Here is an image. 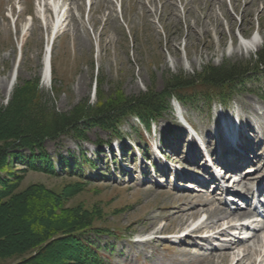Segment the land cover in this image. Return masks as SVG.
<instances>
[{"label": "rangeland", "instance_id": "obj_1", "mask_svg": "<svg viewBox=\"0 0 264 264\" xmlns=\"http://www.w3.org/2000/svg\"><path fill=\"white\" fill-rule=\"evenodd\" d=\"M111 1L113 9L108 7L105 0L59 1L61 23L57 36L50 42L56 16L48 13L46 25L42 17L29 15L39 8L40 0H0V110L11 103L15 93L25 95L28 91L29 105L46 121L52 116L68 115L82 109L90 112L104 110L115 100L139 98L152 91L162 93L171 80L181 75L194 76L210 65L243 63L249 65L250 72L238 85L214 89L207 98L200 94L192 104L180 103L174 98L175 95L170 97L169 107L161 116L153 119L150 128H146L136 115L129 114L115 127L116 131L88 125L85 128L86 141L76 138L74 134L47 138L44 147L52 158L57 174L32 169L24 171L26 164L18 160L15 165L19 169L17 175H20L19 190L42 185L55 193H63L69 192L73 186L77 187L76 193L66 195L63 208L81 206L96 213L93 226L101 229V232L97 235L91 231L89 236L110 264H199L200 261L202 264H232L235 262L232 252L226 249L217 252H227V263H222L220 258L215 259V263L208 260L211 255L205 257L209 247L218 246L221 242L222 234L213 238L211 244L192 238H186L185 243H178L177 239L150 238L143 245L134 240L140 233H177L186 229L187 225L205 220L207 231L231 221L220 222L224 216L214 219L207 212L209 208L219 205L216 198H222L220 189L214 184L209 187L214 201L199 206L201 212L189 224L180 226L178 219L164 217L166 209L163 206L175 191H191L182 188L171 190L172 185L177 187L187 183L178 180V184H175L173 170L185 167L187 172L201 176V169L194 166L195 163H184V159L178 162L165 158L163 161L170 165V172L166 176L161 172L153 173L152 166H157V160L153 159L150 147L158 142L160 132L164 143L171 145L175 156L178 153L182 158L190 155L182 144L185 143L186 132L178 121L179 107L197 130L206 136L209 150H216L220 146L214 123L226 108L234 109L245 119L246 130L248 123H252L250 132L255 134L257 130L259 139H264V114L257 113L260 110L264 112V70H258L256 65L258 53L264 44L257 46L255 51L241 45V37L250 38L253 33L264 37V15H259L260 11H264V5L258 1L250 6L252 12L244 15V0H239L238 10L234 9L232 0H223L222 10L225 14L222 15L216 4L215 12L219 14V21L225 29L221 32L215 29L214 18L203 19L202 23L197 24L188 13L189 9L192 11L196 8V1L194 3L193 0ZM173 5L178 15L173 13ZM70 8L75 16H67ZM23 9L27 12L21 14ZM26 23L28 28L23 32L22 27ZM204 24L209 27L208 33L203 30ZM230 24H233L232 30L228 28ZM48 47L51 72L46 80L43 70ZM13 70L15 74L11 89L5 92V80L11 79ZM179 132H182L180 137ZM249 136L258 142L256 137ZM131 140L134 145L140 146L144 155L149 156L147 162H141ZM176 140H183L182 145L177 147ZM106 141L125 148L126 170L120 163L117 149L112 155L107 151L108 147L102 145ZM22 151L28 154L27 150ZM218 160L221 162V159ZM252 164L259 166L260 162L253 159L246 167ZM143 173L148 174L146 176L151 181H146ZM11 179L15 181L14 177ZM187 188L193 189L191 186ZM199 192L195 189L193 193ZM229 194L234 195L232 191ZM253 201L256 203L257 198ZM246 203L240 201L232 206H246ZM258 218L264 220L263 216ZM156 230H159L157 234L154 233ZM251 232L254 233V230L250 229L248 233ZM199 233L204 232L201 230ZM260 235L264 241V228ZM250 241L244 244H254V240ZM242 246L239 247L244 249ZM18 260L13 257L0 260V264H15Z\"/></svg>", "mask_w": 264, "mask_h": 264}, {"label": "trees", "instance_id": "obj_2", "mask_svg": "<svg viewBox=\"0 0 264 264\" xmlns=\"http://www.w3.org/2000/svg\"><path fill=\"white\" fill-rule=\"evenodd\" d=\"M256 65L264 70V48ZM249 72V65L243 63L210 65L194 76L171 80L162 93L152 91L139 98L115 100L104 110L82 109L46 121L29 105L28 91L15 93L11 103L0 110V260L17 257L15 264H110L89 236L91 231L101 232L93 226L96 213L81 206L63 208L66 195L76 193L77 187L63 193L42 185L19 190L15 163L26 164L24 171L57 174L44 147L47 138L74 134L86 141L88 125L115 130L129 114L150 125L167 110L170 97L192 104L200 94L207 98L214 89L238 85Z\"/></svg>", "mask_w": 264, "mask_h": 264}, {"label": "bare ground", "instance_id": "obj_3", "mask_svg": "<svg viewBox=\"0 0 264 264\" xmlns=\"http://www.w3.org/2000/svg\"><path fill=\"white\" fill-rule=\"evenodd\" d=\"M59 1L61 0H40L39 8L35 10L34 13H29V15L36 14V16L42 17L46 25L48 23L47 22L48 13L54 14L56 16L57 21H55L54 24L52 25V29H51V33L49 37L50 42L51 40L55 39V37L57 36L59 32L60 23H61L60 16H61L62 10L59 6V3H58ZM105 1L108 7L110 8L112 5V1L111 0H105ZM193 1L194 3L196 1V8L193 9L192 11L191 9H189L188 13L193 18H195L197 24L198 22H201V20L203 19L211 20L212 18H214L215 29L221 32H224L225 29L223 28V24L219 21V14L215 12V7H214L216 4H218L220 10L222 11L221 14L224 15L225 12L222 10L224 1L223 0H193ZM232 1L234 2V9L238 10L240 6L239 0H232ZM258 1H262L264 5V0H244L242 14L244 15L250 14L252 12L250 6L257 4ZM48 5H51L54 7L50 8ZM172 9H173V13L178 15V11L175 5H173ZM25 12L27 11L23 9L21 14ZM150 12L151 11L149 10L148 13ZM74 14L75 13L73 12V9L70 8L67 16L68 15L75 16ZM259 15L263 16L264 11L263 10L260 11ZM207 25L204 24V26H202L205 33L209 32V27ZM22 28H23L22 29L23 32H25L28 28V23H26ZM228 28L232 30L233 24H230ZM23 32H22V36L24 34ZM247 40H248L247 38H244L241 45L244 46V42ZM49 53H50V48H49V51L46 57V62H45L44 70H43V74L46 80L50 78V72H51V62H50L51 59L49 57ZM14 74H15V71L13 70L11 79L5 80V85H4L5 92L10 91L12 83H13V79H14ZM257 113L258 115L264 114V112L261 110L258 111ZM243 121H245L244 118H243ZM243 121L241 120L238 124H236L235 119H231V121L228 120L226 123L227 137H225V141L222 142L220 139V142H219L220 146H218L216 150H213V149L208 150L209 155L213 153V158H216L215 164L217 166L218 164L219 166L223 165V168L227 169L226 176H224L223 180L225 181V179H228V181L226 183V189L224 191L222 190L221 195L223 196L224 192H227L230 190H232L236 194V195H232V197L230 198L228 197L229 195H227V198L225 196L224 201L216 198V200H219L218 202L219 205L216 207H211L207 210L211 218L215 219V218L224 216V218L220 222L224 220H231L226 225H222V226L220 225L208 231L206 230L207 228V224L205 222L206 220L198 222L195 225H193V223L190 225H187L189 224L192 218H196L197 215H199V213L201 212V208L199 206L211 204L212 201H214L213 195L209 193V186H211L210 178L214 176L212 173L213 165L207 162V160L205 159V155L201 153V151L199 152L196 148H194L195 144H193L192 145L193 148H191L188 151L190 155L188 156L186 155L185 158H182L179 153L177 154V156H175L173 150H172V153L166 152V155L168 157L176 161L178 160V162H181L184 159L185 161L184 163H195L194 166L202 167V169L201 168L200 169L202 170L201 173L204 176L201 177V176L193 175L187 172L184 168H178L176 171L177 172L176 177H178V180H183V181L187 180L192 184H200L201 186L198 188L200 189V192L193 193L194 191H192L191 189L183 188L179 185H176L178 188L172 187L171 188L172 191H173V188H176L178 190H180L179 188H182V189H187L188 191L190 190L191 191L189 193L187 192L177 193V191H175V194H172L170 196V201L166 205L163 206L166 209L165 210L166 212L163 216L170 220L178 219L180 226H183V225L188 226L186 229H189L192 226V228L186 232L187 239L188 238L199 239L203 242L211 243L213 238L219 237V235L222 234L221 242L218 243V246L211 247L205 254V257H208L209 255H211L212 257H208V260L211 259L214 263H215V259H218V258L221 259L222 263L223 262L227 263L228 261L227 252L225 251H223V253L217 252L218 250L226 249L232 252V255H233L232 257H234V261H235L232 264H264V241L261 239L262 236L260 235L261 229L263 230L264 228V220H259V218L257 217L258 215L261 216L260 215L261 213H264V155H263L264 153H262L264 150V140H260L257 143L254 142L253 139L247 133V130L245 129V123ZM252 127H253V124L248 123V126L246 128L249 130H252L253 129ZM181 134L182 132H179L178 134L179 137L181 136ZM244 134L245 136H243ZM250 134H252V132H250ZM255 134L258 135L257 131ZM185 139H186V136H185ZM177 140L175 142L177 147L183 144L184 145L183 147L186 148V140H184L185 143L183 142V140L182 141H177ZM180 143L182 144L180 145ZM205 147H208L207 143H205ZM258 147L260 148L258 149ZM174 149L176 148L174 147ZM198 149L200 150L201 148L198 147ZM216 151L218 152V155L216 154ZM252 156L255 157V159H257L258 162H260V165L253 166V167L249 166L248 168H246V166L249 163H252L253 161ZM217 159H221L220 161L222 163L219 162V160L217 161ZM203 161H205V163H203ZM226 162L228 163L225 165ZM232 165H233V168L231 167ZM187 166L188 165L186 164V167ZM169 170H170L169 166L167 168H164L162 170L163 176H166ZM250 170H252V172ZM247 171H250V173H248ZM238 174L240 175L238 177H235V175H238ZM256 179L257 180L259 179L258 183H256ZM145 180L150 181V179L147 178V176ZM224 181L218 179L216 181H213L214 183L212 184H216L217 187H219L221 191V187ZM256 194L259 195V199L257 201V204L254 210H251L250 200H251V197L255 198ZM235 196H238L240 198L237 201H240V200H242V202L248 201L245 208L241 209L242 207H239L237 205H235V207L227 206L228 204L227 202L229 201V199L231 200L230 202H232V205H233L234 200H236ZM252 224H255L253 228L255 230V233L253 234L251 238L244 237L243 233L249 230ZM201 230L204 233L197 234V232H200ZM231 231H233V233ZM156 232H159V230L158 231L156 230L155 233ZM175 238H177L180 241L179 243H185V241H187V240L183 241L182 235H177ZM152 239H159V238L155 237ZM250 240H254V242H252L254 244H247V245L244 244V243H247L248 241H249L248 243H251ZM147 241L148 239L141 241V242L139 241H135V242L143 245V244H146ZM241 245L244 246V249L242 253H239L238 250L241 248L239 247ZM214 251H216V253H214ZM245 260H249L250 262L246 263ZM201 262L202 261H200V263Z\"/></svg>", "mask_w": 264, "mask_h": 264}, {"label": "clouds", "instance_id": "obj_4", "mask_svg": "<svg viewBox=\"0 0 264 264\" xmlns=\"http://www.w3.org/2000/svg\"><path fill=\"white\" fill-rule=\"evenodd\" d=\"M264 44V37H261L259 33H253L252 36L244 42V47L250 51H255L256 47Z\"/></svg>", "mask_w": 264, "mask_h": 264}]
</instances>
